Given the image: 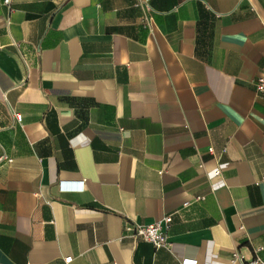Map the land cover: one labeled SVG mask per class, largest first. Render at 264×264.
<instances>
[{"label": "crops", "instance_id": "obj_1", "mask_svg": "<svg viewBox=\"0 0 264 264\" xmlns=\"http://www.w3.org/2000/svg\"><path fill=\"white\" fill-rule=\"evenodd\" d=\"M4 1L0 264L264 259V0Z\"/></svg>", "mask_w": 264, "mask_h": 264}, {"label": "built area", "instance_id": "obj_2", "mask_svg": "<svg viewBox=\"0 0 264 264\" xmlns=\"http://www.w3.org/2000/svg\"><path fill=\"white\" fill-rule=\"evenodd\" d=\"M5 4L9 5L11 0H5ZM145 21L148 23V25H152V18L151 17H146ZM254 86L255 90L258 93H261L264 95V69L263 72L258 75L256 80L254 81ZM21 114H15V119L18 121H21ZM209 151L213 152V148L209 147ZM7 160L9 162L12 161L11 158L7 157L6 155H3L0 157V161ZM215 163H216V168L214 170V174L216 176H221V166H220V156H215ZM201 196L196 197V199H201ZM190 204V201L185 202V206ZM172 217L171 215L165 216L162 219H159L158 221L151 223V224H139L136 223L131 226H127L126 229L131 231L132 233L136 235H140L143 237L144 240L152 243L155 248L159 247H171V242L168 240L166 230L169 227V224L171 223ZM252 250V255L248 258L244 257L241 255L239 251H234L232 255L231 261L233 263L235 262H240L241 264H264V259L260 255V252L263 250V247L261 246H255L252 245L251 247ZM72 257H66L64 260L66 264L71 261ZM185 264H196L195 262L192 261H185Z\"/></svg>", "mask_w": 264, "mask_h": 264}]
</instances>
